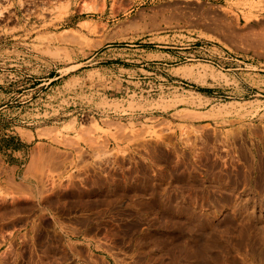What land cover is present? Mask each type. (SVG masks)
I'll list each match as a JSON object with an SVG mask.
<instances>
[{"label":"rangeland","instance_id":"rangeland-1","mask_svg":"<svg viewBox=\"0 0 264 264\" xmlns=\"http://www.w3.org/2000/svg\"><path fill=\"white\" fill-rule=\"evenodd\" d=\"M84 218L105 264H264V0H0V264Z\"/></svg>","mask_w":264,"mask_h":264},{"label":"crops","instance_id":"crops-1","mask_svg":"<svg viewBox=\"0 0 264 264\" xmlns=\"http://www.w3.org/2000/svg\"><path fill=\"white\" fill-rule=\"evenodd\" d=\"M8 153H10V151ZM90 230L91 222L86 218H84L82 222L78 221L77 226L74 224L73 226L71 225V228H68V232L65 231L64 228H58L56 232L58 235L56 241L59 245H63L64 251H68V261L72 264H87L89 261L88 264H105L100 256L94 252ZM67 234H75L78 238L72 239Z\"/></svg>","mask_w":264,"mask_h":264},{"label":"bare ground","instance_id":"bare-ground-1","mask_svg":"<svg viewBox=\"0 0 264 264\" xmlns=\"http://www.w3.org/2000/svg\"><path fill=\"white\" fill-rule=\"evenodd\" d=\"M261 41H262V40H261ZM255 42H256V41H255ZM258 43H261V42L258 41ZM261 46H262V45H261ZM42 131H43V130H42ZM42 131H41V133L44 132V131H43V132H42ZM41 133H40V134H41ZM51 133H52V132H51ZM44 134L47 135V133L44 132V133L42 134V136H45ZM48 135H49V133H48ZM48 135H47V136H48ZM39 136H41V135H39ZM51 137H52V135H51ZM49 138H50V137H49ZM53 160H54V159H53ZM55 160H56V159H55ZM47 161H48V159H47ZM37 162H38V161H37ZM51 163H52V162H51ZM55 163H57V162H55ZM31 169H32V168H31ZM31 169H30V170H31ZM10 181H11V180H10ZM84 224H85V223H84ZM189 231H190V230H189ZM192 231H193V230H192ZM89 233H90V232H89ZM89 235H90V234H89ZM204 248H205V247H204ZM47 250H48V249H47ZM47 250H46V251H47ZM87 254H88V253H87ZM114 255H115V254H114ZM89 262H90V261H89ZM89 262H88V263H89ZM88 263H87V264H88ZM177 264H178V263H177ZM208 264H209V263H208Z\"/></svg>","mask_w":264,"mask_h":264}]
</instances>
